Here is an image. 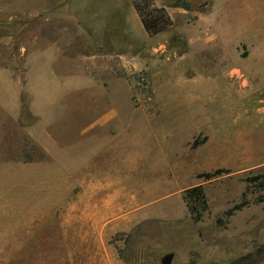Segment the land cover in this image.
I'll return each instance as SVG.
<instances>
[{
    "label": "rangeland",
    "instance_id": "rangeland-1",
    "mask_svg": "<svg viewBox=\"0 0 264 264\" xmlns=\"http://www.w3.org/2000/svg\"><path fill=\"white\" fill-rule=\"evenodd\" d=\"M0 64V264H264V0H0Z\"/></svg>",
    "mask_w": 264,
    "mask_h": 264
},
{
    "label": "crops",
    "instance_id": "crops-1",
    "mask_svg": "<svg viewBox=\"0 0 264 264\" xmlns=\"http://www.w3.org/2000/svg\"><path fill=\"white\" fill-rule=\"evenodd\" d=\"M33 49L34 52H30L29 55H32L35 52L36 54L30 58V61H28V65L31 66V69L29 70V74L32 73V67L37 65V63L41 62L40 60H42L46 66V68H44L45 73L50 75L48 77L51 79L53 78L52 75L56 76L57 71L54 68V59L51 53L53 51V47L50 46L49 48H43L42 46H38V47L36 46ZM6 68H7L6 66L0 64V104H2L3 106L9 109L12 108L13 110L10 109V111L15 112L16 110H18L17 108H19L21 103L20 93H19L20 88L17 89L16 87L17 83L15 78H10L12 79L11 81H6V78L9 79V77H6V75L11 74L9 73V70L5 71ZM233 74H238V72L235 71ZM54 79H56V77ZM56 81L52 82V84L50 85L48 83L46 84L45 93H48L50 89L51 90L55 89L56 91L59 89L62 90L63 86L61 80L60 82L57 81L60 84L56 83ZM10 92L12 93L11 95H9ZM48 95H49L48 98H46L47 100L46 102L48 104L49 103L54 104L56 101H58V96L54 95L55 97L50 98V96L53 94L48 93ZM49 100H51L52 102ZM262 103H264V101Z\"/></svg>",
    "mask_w": 264,
    "mask_h": 264
},
{
    "label": "trees",
    "instance_id": "trees-1",
    "mask_svg": "<svg viewBox=\"0 0 264 264\" xmlns=\"http://www.w3.org/2000/svg\"><path fill=\"white\" fill-rule=\"evenodd\" d=\"M175 6H184L188 8L187 5H183L181 2H177ZM142 22L146 30L149 32V34L154 35L157 34L165 29H167L171 24H172V18L170 15L166 12L165 8H154L152 11H146L141 7H138ZM223 172L228 173L229 171L226 169L218 168L215 171H210V172H204L201 173L200 176L206 178L207 180L213 179L219 175H221ZM257 180L261 179L262 182H264V174L259 175L256 177ZM192 193L194 197H204L203 189L201 186H196L190 189L189 191ZM243 203L238 204L235 206V209H240L242 208ZM231 213L233 210L230 211ZM250 256V255H249ZM249 256L245 257H240L235 261V263H240V264H251L252 261L250 260Z\"/></svg>",
    "mask_w": 264,
    "mask_h": 264
},
{
    "label": "water",
    "instance_id": "water-1",
    "mask_svg": "<svg viewBox=\"0 0 264 264\" xmlns=\"http://www.w3.org/2000/svg\"><path fill=\"white\" fill-rule=\"evenodd\" d=\"M173 259H174V253L173 252L167 253L162 258V264H172Z\"/></svg>",
    "mask_w": 264,
    "mask_h": 264
}]
</instances>
